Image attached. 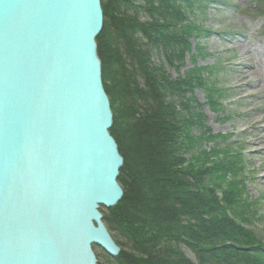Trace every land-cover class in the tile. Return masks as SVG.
Segmentation results:
<instances>
[{
    "label": "water",
    "instance_id": "obj_1",
    "mask_svg": "<svg viewBox=\"0 0 264 264\" xmlns=\"http://www.w3.org/2000/svg\"><path fill=\"white\" fill-rule=\"evenodd\" d=\"M102 0H0V264H99L125 158L97 38Z\"/></svg>",
    "mask_w": 264,
    "mask_h": 264
},
{
    "label": "trees",
    "instance_id": "obj_2",
    "mask_svg": "<svg viewBox=\"0 0 264 264\" xmlns=\"http://www.w3.org/2000/svg\"><path fill=\"white\" fill-rule=\"evenodd\" d=\"M203 3L102 0L98 52L114 112L111 133L125 158L119 176L124 196L104 220L114 239L113 230L129 245L111 264H264V243L245 224L252 207L243 200L246 189L229 179L243 170L234 160L241 154L220 147L219 140L229 136L205 126L201 135L192 132L203 127L193 108L194 88L205 89L214 102L216 85L197 75L209 68L194 67L176 78L168 70L191 52L189 39L201 35L190 16ZM143 12L147 21L139 18ZM204 140L209 146L202 148ZM176 243L194 252L197 262L185 258Z\"/></svg>",
    "mask_w": 264,
    "mask_h": 264
},
{
    "label": "rangeland",
    "instance_id": "obj_3",
    "mask_svg": "<svg viewBox=\"0 0 264 264\" xmlns=\"http://www.w3.org/2000/svg\"><path fill=\"white\" fill-rule=\"evenodd\" d=\"M138 3L146 4L144 1ZM263 5L264 0H212L208 1L207 8L198 11L201 5L196 4L193 13L195 18H199L198 22L205 32L199 37L190 38L191 52L185 54L178 68L168 70L172 78L190 75L194 67H198L197 70H204L202 67L212 70L206 69L197 74L208 85L214 84L216 87L213 103L208 102L205 89L194 88L193 96L197 103L193 108L195 113L202 116L203 127L194 126L192 132L195 136L201 135L205 131L204 126L208 127L212 134L229 136L219 140L221 148H239L238 151L242 152V156L234 160L241 162L243 170L240 172L238 167L240 173L229 179L238 181L240 188L246 189L243 200L250 202L252 207L247 212L250 220L245 224L264 243V17L259 15ZM139 18L142 21L149 19L146 12ZM197 44L203 48V55H195ZM193 53L195 58L192 57ZM172 100L175 101V97ZM177 111L186 118L184 111L179 108ZM255 124L259 125L257 129ZM202 142V148L209 146L207 141ZM242 183L244 188L241 187ZM101 209L106 216L108 208ZM112 232L120 247L128 250L129 245L125 244L117 231ZM176 246L181 248L185 258L197 262L194 252L183 244L176 243ZM94 250L99 264H111L113 257L103 248L95 245Z\"/></svg>",
    "mask_w": 264,
    "mask_h": 264
},
{
    "label": "bare ground",
    "instance_id": "obj_4",
    "mask_svg": "<svg viewBox=\"0 0 264 264\" xmlns=\"http://www.w3.org/2000/svg\"><path fill=\"white\" fill-rule=\"evenodd\" d=\"M263 79H264V77H263ZM262 91H264V90H262ZM256 126H255V128L257 129L258 127H259V125L258 124H255ZM122 185V184H121ZM124 188V187H123Z\"/></svg>",
    "mask_w": 264,
    "mask_h": 264
}]
</instances>
